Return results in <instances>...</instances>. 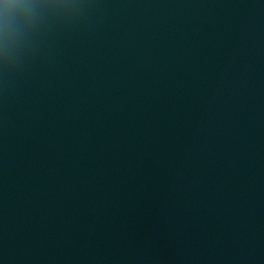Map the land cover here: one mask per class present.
Listing matches in <instances>:
<instances>
[{
    "label": "water",
    "instance_id": "1",
    "mask_svg": "<svg viewBox=\"0 0 264 264\" xmlns=\"http://www.w3.org/2000/svg\"><path fill=\"white\" fill-rule=\"evenodd\" d=\"M0 264H264V0H0Z\"/></svg>",
    "mask_w": 264,
    "mask_h": 264
}]
</instances>
